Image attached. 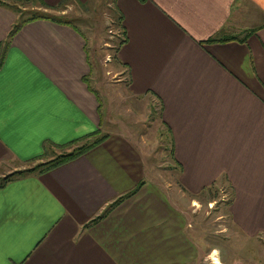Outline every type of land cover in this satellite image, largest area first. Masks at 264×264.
<instances>
[{
	"label": "crops",
	"instance_id": "obj_1",
	"mask_svg": "<svg viewBox=\"0 0 264 264\" xmlns=\"http://www.w3.org/2000/svg\"><path fill=\"white\" fill-rule=\"evenodd\" d=\"M113 2L127 94L158 102L171 175L151 177L143 130L104 123L78 26L36 18L10 34L19 15L4 0L0 177L52 146L107 129L75 159L0 185V264H201L207 248L189 236L198 234L188 210L224 184L236 231L264 241V0Z\"/></svg>",
	"mask_w": 264,
	"mask_h": 264
},
{
	"label": "rangeland",
	"instance_id": "obj_2",
	"mask_svg": "<svg viewBox=\"0 0 264 264\" xmlns=\"http://www.w3.org/2000/svg\"><path fill=\"white\" fill-rule=\"evenodd\" d=\"M7 1L22 10L20 18H26L31 10L46 11L52 15L60 14V10L56 9L43 10L31 7L29 0ZM65 4L68 5L65 15L74 18L76 26L87 39V49L92 64L91 83L100 95L104 123L107 119L108 129H117L120 120H124L123 122L128 123L136 132L143 130L142 135L147 139L145 145L148 146L147 150L150 153L146 165L152 170L156 169L154 174L151 173V177L158 182L167 181L172 172L169 136L160 119L158 102L127 94V72L115 58L116 49L123 35L114 13L113 0H89L85 7L71 0L66 1ZM120 125L125 126L122 122ZM106 129L107 126L104 125L99 132L100 135L106 133ZM83 142L85 141L79 140L67 145L52 146L38 159L14 164L15 169L10 173L49 160L59 153L74 149ZM168 166L169 169L166 171ZM173 170L174 182H176L179 168L175 166ZM35 172L38 171L32 173ZM230 197L231 190L226 184L220 187L212 186L209 192H204L198 197L201 202L197 206L196 203L191 205L188 210L192 226L198 234L197 237L191 231L189 236L191 239L194 238L201 248L203 246L207 248L206 259L201 258V264H214L216 258L224 264H230L234 259L247 264H264L263 239L243 237L232 225L225 208ZM212 246L217 248L212 249ZM191 264L198 263L195 261Z\"/></svg>",
	"mask_w": 264,
	"mask_h": 264
},
{
	"label": "trees",
	"instance_id": "obj_3",
	"mask_svg": "<svg viewBox=\"0 0 264 264\" xmlns=\"http://www.w3.org/2000/svg\"><path fill=\"white\" fill-rule=\"evenodd\" d=\"M3 1L4 0H0V3H3ZM29 1L31 3V7H37L39 9H41V8L42 9H56V10H60L61 11L64 8H66L67 4H65V2L68 1V0H62L61 3H59L57 5H53V6L52 5H48L43 0H29ZM77 4L79 6H84L85 7L87 2H80L79 1V3H77ZM113 4H114V2H113ZM11 7L14 9V11L16 13H18L19 16L23 13L22 10H20L18 7H15V6H11ZM114 13H115L117 21H119V25H122L121 24V14H120V12L118 11V9H117V7L115 5H114ZM36 18H46V19L52 20V21L57 22V23L69 24V25H71L74 28L76 27V24L74 22V18L71 17V16L69 17V16H67L65 14L52 15L49 12H46V11H40V10L33 11V10H31L29 15L26 18H20L19 17V19L16 22V24L14 25L13 29L10 31V34H12L18 28V26L21 23H23L25 21H28V20L36 19ZM226 39L227 38H209L206 41H223V40H226ZM94 133L95 134H87L85 136H82L80 138L72 140V142H68V143L63 144V145H67V144H71V143L79 141V140H84L85 141L81 145L75 147L74 149H72L70 151L59 153V154L55 155L53 158H51L49 160H46V161H43V162H39V163L35 164L34 166H31V167H28V168H24V169H21V170H17V171H14V172L6 175V176L0 177V185H3L4 183H6V182H8L11 179H14L16 177H19V176H22V175H25V174H29V173H32L34 171L40 172V171L49 170V169H52L54 167H57V166H59L61 164H64V163H66L68 161H71V160L75 159L76 157L82 155L88 148H90L93 145H95L96 143L100 142L106 136V134L100 135L99 131L98 132L96 131ZM169 139H170V154L172 155V141H171L170 136H169ZM48 149L46 150V152L48 151ZM42 156H44V155H42ZM40 157H35V158H32L31 160H35V159H38ZM141 183L142 182H140L132 191L128 192L127 194H125L123 196L118 197L114 202L109 204L108 207L114 206L115 204L120 202L125 197H127V196L131 195L132 193H134L140 187ZM210 188L211 187H209L207 189V192L210 191ZM213 200H215V199H213ZM230 200H231V198H230ZM227 204L228 203H226V206H227ZM103 213H104V211H103ZM98 217H100V216H98Z\"/></svg>",
	"mask_w": 264,
	"mask_h": 264
}]
</instances>
